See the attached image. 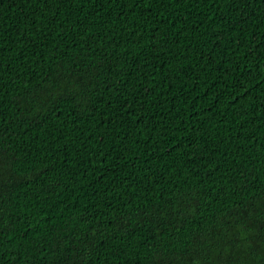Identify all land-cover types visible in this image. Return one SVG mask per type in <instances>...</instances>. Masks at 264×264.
<instances>
[{"label":"trees","instance_id":"trees-1","mask_svg":"<svg viewBox=\"0 0 264 264\" xmlns=\"http://www.w3.org/2000/svg\"><path fill=\"white\" fill-rule=\"evenodd\" d=\"M0 264H264V0H0Z\"/></svg>","mask_w":264,"mask_h":264}]
</instances>
